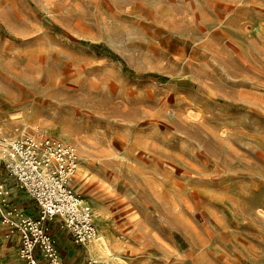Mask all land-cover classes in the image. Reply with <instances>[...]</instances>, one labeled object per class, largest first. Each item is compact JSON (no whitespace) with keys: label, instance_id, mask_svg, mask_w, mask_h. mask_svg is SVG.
<instances>
[{"label":"rangeland","instance_id":"374dc122","mask_svg":"<svg viewBox=\"0 0 264 264\" xmlns=\"http://www.w3.org/2000/svg\"><path fill=\"white\" fill-rule=\"evenodd\" d=\"M24 137L74 148L96 264H264V0H0Z\"/></svg>","mask_w":264,"mask_h":264},{"label":"built area","instance_id":"2783aa9c","mask_svg":"<svg viewBox=\"0 0 264 264\" xmlns=\"http://www.w3.org/2000/svg\"><path fill=\"white\" fill-rule=\"evenodd\" d=\"M0 164L38 208L37 218L23 216L11 208L6 200L8 192L0 185V222L10 233L18 234L17 257L23 264H61L48 231V223L54 219L75 245L87 247L95 239L93 215L70 186L77 167L72 146L53 139L24 137L0 151Z\"/></svg>","mask_w":264,"mask_h":264},{"label":"crops","instance_id":"0c3cea01","mask_svg":"<svg viewBox=\"0 0 264 264\" xmlns=\"http://www.w3.org/2000/svg\"><path fill=\"white\" fill-rule=\"evenodd\" d=\"M14 181L8 177L3 167H1L0 185H3L8 192L6 200L9 202L11 208L22 213L25 217L37 218L38 208L36 204L23 191L16 187ZM48 231L55 241L61 264H89V259L92 260L89 254V245L87 247L75 245L72 239L59 229L57 219L48 223ZM18 247V234L10 233L9 229L0 222V258L6 256L11 258V264H23L17 257Z\"/></svg>","mask_w":264,"mask_h":264},{"label":"bare ground","instance_id":"6f19581e","mask_svg":"<svg viewBox=\"0 0 264 264\" xmlns=\"http://www.w3.org/2000/svg\"><path fill=\"white\" fill-rule=\"evenodd\" d=\"M93 222L95 223L94 215H93ZM88 249H89L90 256L93 258H101L103 260H108L111 258V254L108 248V243L102 234L99 236H96L95 239H93L90 242Z\"/></svg>","mask_w":264,"mask_h":264}]
</instances>
